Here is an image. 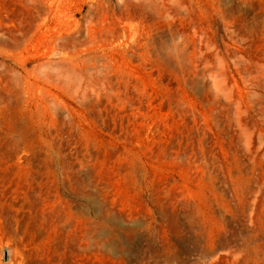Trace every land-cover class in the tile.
<instances>
[{
	"label": "rangeland",
	"instance_id": "obj_1",
	"mask_svg": "<svg viewBox=\"0 0 264 264\" xmlns=\"http://www.w3.org/2000/svg\"><path fill=\"white\" fill-rule=\"evenodd\" d=\"M0 264H264V0H0Z\"/></svg>",
	"mask_w": 264,
	"mask_h": 264
}]
</instances>
